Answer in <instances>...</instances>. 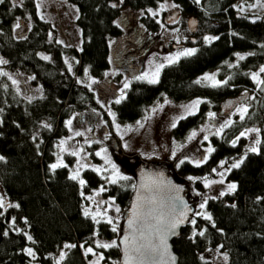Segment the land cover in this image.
Returning <instances> with one entry per match:
<instances>
[{
	"label": "trees",
	"instance_id": "trees-1",
	"mask_svg": "<svg viewBox=\"0 0 264 264\" xmlns=\"http://www.w3.org/2000/svg\"><path fill=\"white\" fill-rule=\"evenodd\" d=\"M68 1L78 9L76 23L82 36L79 50L63 46L52 36L53 25L39 16L36 0H4L0 4V55L9 70L32 75V83L42 89L40 95L25 98L2 74L0 64V156L4 157L0 160V193L5 203V208L0 209V264H30L27 248L34 251V260L39 264H56V255L62 250L65 254L61 264H88L90 255L83 253L87 246L101 251L106 264H119V247L105 249L94 242L95 236L118 238V232H113L105 220L96 223L84 215L85 196L105 185L104 196L114 198L127 209L134 180L105 184L99 173L87 168L82 171L86 184L81 187L70 179L68 166L52 171L50 165L56 160V143L68 132L71 115L99 108L94 92L77 82L73 71L82 73L86 68L92 76L104 77L110 67V41L122 33L119 18L123 9H147L159 0ZM172 1L179 5L183 18H197L194 32L186 28V33L194 36L188 44L196 46L195 55L165 65L158 84L132 80L126 99L114 104L116 115L121 122H129L163 96L176 101L200 97L203 102L195 114L179 120L172 128L173 139L180 140L203 122L212 108L230 98L253 94L243 120L210 136L209 143L215 151L206 163L200 167L187 159L179 163L178 175L203 176L220 160L230 166L246 156L239 169L227 173V180L236 183L237 190L207 199L206 209L213 220L194 217L195 227L186 223L172 243L179 264H212L202 256L211 248L226 252L228 264H264V85L257 86L251 79V72L264 64V17L239 14L233 6L235 0H201L200 4L194 0ZM142 21L148 29H158L151 16ZM206 36L219 39L208 43ZM237 53L246 59L238 61ZM66 56L75 60L71 71ZM211 69H217L222 82L228 83L217 88L195 83ZM120 78L121 75L114 78V99L119 93ZM45 122L49 127H44ZM251 125L260 128L258 154L247 151L242 136L235 137ZM66 158L70 164L73 162L72 157ZM196 185L202 188L198 182ZM9 204L19 207H8ZM200 231H204L203 236L198 234ZM193 232L197 233L194 239Z\"/></svg>",
	"mask_w": 264,
	"mask_h": 264
},
{
	"label": "rangeland",
	"instance_id": "rangeland-1",
	"mask_svg": "<svg viewBox=\"0 0 264 264\" xmlns=\"http://www.w3.org/2000/svg\"><path fill=\"white\" fill-rule=\"evenodd\" d=\"M13 1L15 3H20L22 0ZM36 3H39L40 5L39 8L37 7L39 16L45 20H49L53 25L55 32L52 36H55V39L63 46H72L79 50L82 44V36L81 29L76 23L78 16L76 5L68 0H36ZM119 3H122V0H119ZM173 3L172 0H159L155 6L148 7L147 9L133 10L128 7L123 9L122 12L124 15H122V17L127 16L131 19V16H135L136 20L139 21L137 22L138 25L141 27L145 26L141 18L145 16H151L154 18L158 29L152 31L145 26L147 28V33H150L153 36H161H159L155 42V49L145 57L141 71L136 76H131L132 74L129 73L128 76H131L129 78L126 75H122L118 86L119 93L115 99L113 98L111 91H108V86L106 87L105 82L109 76L112 77L118 72L117 62L115 61L116 55H113V51L116 49V46L114 45V43L117 42L116 40L112 39L110 41L112 52L110 55V67L104 77L96 78L92 76L86 68L83 69L82 73H77L76 70L73 71L77 82L87 86L94 92L99 108H88L82 112H75L71 115L68 121L71 120L72 123L70 127L67 123V134L61 137L56 143V160L54 163L67 165L70 175H72L73 171L79 168L81 164L86 163L89 165L88 168H100L102 171L99 174L103 178L112 175L111 165L114 164L116 168L119 169L121 175L132 178L134 182L135 172L141 163L146 162L156 165L164 164L168 167L170 173L176 178V180L186 184L187 197L194 206L193 213H201L205 211L208 213L206 208H200V204L208 198L220 197L219 193L221 191H224L227 194V184L233 183L227 180L228 171L226 170L229 169V166L225 163L226 161L220 160L213 166L208 174L203 176L183 177L178 175V165L180 161L184 159L192 162L202 159L206 155L205 150L208 147H211L209 143L210 136L217 134L221 129V126L230 125L238 119H241L237 109L241 106H246L249 110L254 98L253 94H249L247 97L245 94L241 101L226 112H223L220 107L223 103L212 108L207 112L203 122L192 128L185 137L180 140L173 139V127L171 125L173 122L177 121L179 116L185 115L184 106L191 105L196 100L202 101V98L200 97L176 101L167 96H163L147 106L143 115L129 122H121L114 109L115 100L120 98L121 92L123 91L125 94L127 92V89L124 88L125 83L130 85L132 80L143 76L145 73L151 75L157 64L163 63L164 65H167L168 62L165 57L175 56L182 50L196 49L195 45L188 44V41L194 36L186 33V28L188 27L187 18L185 19L178 15L175 21L172 19L167 20L168 17L177 14L178 7H171ZM162 5L164 6L163 8ZM233 6L239 14L252 17H264V0H235ZM153 13H157V15H153ZM124 22L128 23L124 18L119 19V24L121 26ZM18 29L21 28L19 27ZM164 38H167V40ZM177 39H179V43H177ZM161 42L165 44V48L163 51H158L157 46ZM0 59L5 60L1 55ZM65 59L67 65L71 64L72 70L75 60L68 56H66ZM261 67H264V64ZM260 68L252 71L251 75L253 73H258L260 79L264 80V73L259 72ZM1 72L2 74L7 73L5 76L12 84L13 80L17 82L16 84H13V86L25 98L31 99L41 94L42 89L32 83V75L21 70H9L5 63L1 64ZM205 74H215L216 79L222 82L219 78V72L217 69L207 70L202 73L199 78L203 77ZM9 77H11V79ZM93 80L97 82L92 83ZM202 82L210 84V82ZM257 86L260 85L257 84ZM152 109H157V111L153 113ZM197 110L198 108L196 111ZM111 113H115V121H113ZM229 122L231 123L229 124ZM44 124L48 123L45 122ZM117 124L120 126L119 128L116 127ZM226 127L227 126L223 127V130ZM253 128L259 129V133L257 134L249 131ZM194 131L197 135L192 137L191 134ZM222 131H219V134H221ZM77 132L82 133V135H76ZM242 132L248 133L246 136H242L246 141L247 149L252 146L258 148V145H255V140H260L259 126L251 125L241 129L239 134L235 137L239 138L240 133ZM205 136L208 137L207 140L204 139ZM61 141H65L66 143L61 146ZM62 148L64 150H62ZM72 152H78V155L73 156L71 155ZM97 152L100 153L99 156L96 155ZM67 156L73 158L71 164L67 161ZM108 161H111V163H108ZM222 163L224 164L223 168L220 167ZM84 169L87 168L80 169L81 178ZM213 169H216V172H213ZM220 172H225V176L223 177L224 184L216 183L212 184L210 187H205V179L209 181H219L222 178L218 175ZM189 177L192 179H189ZM104 182L105 184L110 183L105 178ZM119 182H122V180L117 183ZM197 182L202 188H199L196 185ZM101 188L105 190L106 186L103 185L94 189L91 193L85 196L84 211L85 209H89L92 214H95L97 211L101 213L106 212L107 216L113 218V223L117 227L119 235L126 214V208H122L114 198L105 197L104 190L101 191ZM112 200L115 201V205L110 208L109 204ZM115 207L120 208L119 213L115 212ZM196 216L198 217L200 215L192 214L191 218L194 219ZM97 219L105 220L102 216H98ZM94 242L96 246L98 244L112 242L118 244L117 237L113 240H106L95 236ZM88 248H91L93 252H86V249ZM28 249L29 248L26 249V252ZM83 253L85 256L90 255V258L87 259L88 264H106L104 262L103 253L96 247L87 246L83 249ZM64 254L65 250H62L56 255V264L62 263L63 259H61V257H64ZM202 256L203 258L210 260L212 264H228V259H224V256L228 257V254L219 248L208 249ZM31 258L32 261L30 264H39L34 260L35 254L34 256H31Z\"/></svg>",
	"mask_w": 264,
	"mask_h": 264
},
{
	"label": "snow or ice",
	"instance_id": "snow-or-ice-1",
	"mask_svg": "<svg viewBox=\"0 0 264 264\" xmlns=\"http://www.w3.org/2000/svg\"><path fill=\"white\" fill-rule=\"evenodd\" d=\"M194 2L196 4H200L201 0H194ZM4 3V0H0V4ZM15 6V5H13ZM39 3L37 4V7L39 8ZM112 7H116L115 4L112 5ZM164 6L162 5V8ZM171 7L173 8H177L179 7V5H176L175 3H173L171 5ZM153 15H157V13H153ZM174 19V18H173ZM192 23L194 24L195 21H192ZM17 28L20 27L19 24L16 25ZM235 35V34H233ZM205 41L208 43H211L213 40L215 39H219V37H212V36H206ZM177 43H179V39H177ZM262 47H264V45H261ZM195 49H186V50H182L180 52H178L175 56H168L165 57V59L167 60L168 64H176L179 62L181 57H190L195 55ZM251 55V53L249 54ZM237 60L238 61H243L246 59V57L244 55L241 54H236ZM45 60H48L49 57L44 56L42 57ZM7 63V61L0 59V64H4ZM67 63V61H66ZM78 63V61H77ZM230 66H235V65H230ZM165 67V65L163 63L161 64H157L155 67L154 72L149 75L148 73H145L143 76L138 77L137 79L141 80V81H146L148 84H158L159 83V78H160V72L161 70ZM69 71H71V64L68 65ZM260 73H264V67H261L259 70ZM3 75H7V73H3ZM11 79V77H9ZM34 79V77H33ZM229 79H231L229 77ZM251 79L253 81H255L258 85H264V80L260 79L259 74L258 73H253L251 75ZM202 81L204 82H210V86L212 88H217V87H221L223 85H226L228 83V80H224L223 82L219 81L216 79L215 74H205L203 77L197 79L195 81L196 84H201ZM97 81L93 80L92 83H96ZM17 82L15 80H13V84H16ZM124 88L127 89L129 88V84L125 83L124 84ZM126 99V94L122 91L120 98L115 100L116 104H120L122 100ZM203 101L201 100H196L193 104L191 105H187L184 106L185 108V115H181L179 116V118L177 119V121L172 123V127L175 128L177 126V123L179 122V120L185 119L186 116L189 115H194L196 109L198 108V106L202 103ZM157 111V109H152V112L155 113ZM237 111L240 114V118L241 120L244 119L245 115L248 113V108L246 106H241L237 109ZM112 115V119L113 121H115L116 116L115 113H111ZM214 115V114H213ZM3 122L0 121V124H2ZM69 127L71 126L72 121L69 120L68 122ZM231 122H229L230 124ZM142 126V125H141ZM228 126V125H224L221 126V129L219 131L223 130V127ZM44 127H49V125L45 124ZM117 128H119L120 126L117 124L116 125ZM219 131L217 132V134H219ZM251 132H255V133H259V129H251L249 130ZM248 133L247 132H242L240 133V136H246ZM76 135H82V133L77 132ZM197 135V133L194 131L192 132L191 136L195 137ZM191 139V137H190ZM205 140L208 139L207 136L204 137ZM238 139V138H237ZM66 142L65 141H61V146H63ZM261 143V141L259 139L255 140V145H259ZM233 146H235L236 144V140L232 141ZM62 150H64L62 148ZM82 151V150H81ZM206 155L200 159V160H196L195 166L200 167L203 163L207 162V158L208 156L213 153L215 151L214 148L212 147H208L206 150ZM248 152L251 153H259V149L256 146H252L249 147L247 149ZM71 155L73 156H77L78 152H72ZM97 156L100 155L99 152L96 153ZM246 159V156L241 157L239 160L235 161L234 163H232L229 166V169H227L226 171H230L231 169H239L241 167V165L244 163ZM0 160H4L3 156H0ZM184 161L181 160L180 163H183ZM190 163L192 161H189ZM108 163H111V161H108ZM226 163V162H225ZM59 167H67V165H64L62 163H54L52 165H50V169L52 171H55L57 168ZM89 165L88 164H81L79 168H77L76 170L73 171L72 175L70 176V179L73 181H78L79 185L81 187H83L86 184V181L84 179L81 178V172L80 169L81 168H88ZM221 168L224 167V164L222 163L220 165ZM111 169H112V175L109 177H104L105 179H107L110 183L115 184L118 181H127L130 180L131 178L125 175H121L119 172V169L116 168V166L114 164L111 165ZM93 171L100 173L102 170L100 168H93ZM213 172H216V169L212 170ZM219 176H221L222 178L217 181V180H207L205 179L204 183H205V187H210L212 184H224V179L223 177L225 176V172H220L218 173ZM189 179H192L191 177H189ZM142 188L144 186H141ZM237 184L236 183H228L227 184V193H234L237 190ZM133 188L135 189V186H133ZM104 189L101 188V191H103ZM226 193L224 191H221L219 193L220 196L225 195ZM83 195V193H82ZM90 199V197H89ZM178 199V198H177ZM213 199H215V197H213ZM156 203L154 198H147L145 196H143L141 193L138 192L137 196H136V203L133 205L132 207V214L131 216L127 219V226L129 229V235H126L123 237L122 243L124 245V258H125V264H133L134 261L138 262V264H144L145 260H149V259H153L156 256H164V255H168L172 264H175L176 262V257L175 256H171L169 253V244H168V238L172 237V236H177L178 232L177 229L180 227V225L184 224L185 222L191 224L193 227H195L196 224V220L192 219V220H187V210L182 209L179 213H175V214H168L165 215L163 212H160L159 214L157 213V210L155 208H151L147 211H145V206L146 205H154ZM206 204H207V200H205L203 203L200 204V208L204 209L206 208ZM115 205V201L112 200L111 203L109 204V207H113ZM233 208L236 207L235 204L231 205ZM8 207H16L18 208L19 205H11L9 204ZM5 208V203H4V197L0 196V209ZM115 212L119 213L120 212V208L119 207H115ZM84 215L87 217L89 215H91V219L93 221H95L96 223H100V220L97 219L98 216H102L105 218V222L108 223L109 225H113L112 226V231L116 232L117 231V227L114 225L113 223V218L111 216H107L106 212L101 213L99 211H97L95 214H92L90 212L89 209H85L84 211ZM193 215H200L202 216L203 219L207 220V221H212L213 217L211 216L210 213L205 212H201V213H193ZM149 221H151V223H149ZM14 223V220H13ZM213 227H215V224L213 223ZM136 233H139V237H137ZM7 233H5L6 235ZM197 233L193 232L192 238H195V235ZM200 236L204 235V231H200L198 233ZM28 240H32L31 236H28ZM98 247L101 248H115V247H120L119 244L112 242V243H105V244H98ZM65 247H75L74 245H66ZM86 252L88 253H92L93 250L91 248L86 249ZM133 253L135 255H133ZM27 254L29 256H34V253L32 251V249H28L27 250ZM94 254V253H93ZM61 259H63V257H61ZM224 259L227 260L228 257L224 256Z\"/></svg>",
	"mask_w": 264,
	"mask_h": 264
},
{
	"label": "water",
	"instance_id": "water-1",
	"mask_svg": "<svg viewBox=\"0 0 264 264\" xmlns=\"http://www.w3.org/2000/svg\"><path fill=\"white\" fill-rule=\"evenodd\" d=\"M171 19L175 21L179 12H176ZM174 18V19H173ZM192 21H195L193 24ZM188 27L194 32L197 27V18L195 16H190L188 18ZM244 96L237 98H230L226 100L222 106V111L226 112L233 108L239 101H241ZM141 186H144L143 188ZM141 193L147 198H154L156 203L154 205H146L145 211L155 208L157 210L156 214L163 212L165 215L179 213L182 209L187 210V220H190L193 212L194 206L189 201L187 197V186L185 183L176 180V178L170 173L168 167L164 164H150L143 162L141 163L135 172V189L129 206L126 209V214L123 219L122 229L117 238L118 244L120 245V257L119 264H125L124 258V245L122 243L123 237L129 235V229L127 226V219L132 214V207L136 203L137 194ZM178 198V199H177ZM151 223V221H149ZM180 225L177 229L178 235L180 234L181 228L186 224ZM139 237V233H136ZM177 235V236H178ZM172 236L168 238L169 253L171 256L176 257L175 264H179V258L177 253L174 251L172 240L177 237ZM133 255H135L133 253ZM133 264H138L134 261ZM144 264H172L168 255L156 256L153 259L145 260Z\"/></svg>",
	"mask_w": 264,
	"mask_h": 264
},
{
	"label": "flooded vegetation",
	"instance_id": "flooded-vegetation-1",
	"mask_svg": "<svg viewBox=\"0 0 264 264\" xmlns=\"http://www.w3.org/2000/svg\"><path fill=\"white\" fill-rule=\"evenodd\" d=\"M177 11L181 16L180 10L178 9ZM122 15H124L123 12L121 13L120 18L126 19L128 23L124 22L121 26V35L113 38L117 41L115 43L113 42L116 46V49L113 51V55H116L115 61L117 62L118 72H116V74L112 77L109 76L105 82V85L106 87L108 86L107 89L108 91H111V94L115 90L116 82L114 81V78L118 75H121V77L122 75H126L128 78L131 76H136L142 69V64L145 57L155 49V42L159 36H161H153L150 33H147V28L145 26H139L137 23L139 21L136 20L135 16H131V19H129L127 16L122 17ZM168 19L171 20V17H168L167 20ZM186 20L188 21V18ZM164 39L167 40V38ZM191 39L194 40V38ZM164 45L165 44L162 42L159 43L157 46L158 51H163L165 48ZM111 53L112 52L110 51V55ZM129 73L132 75L128 76Z\"/></svg>",
	"mask_w": 264,
	"mask_h": 264
}]
</instances>
